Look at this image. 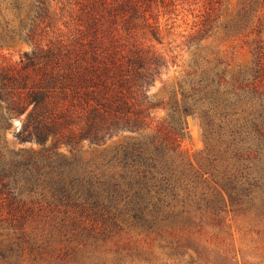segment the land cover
<instances>
[{
  "label": "trees",
  "instance_id": "trees-1",
  "mask_svg": "<svg viewBox=\"0 0 264 264\" xmlns=\"http://www.w3.org/2000/svg\"><path fill=\"white\" fill-rule=\"evenodd\" d=\"M159 1L173 3L66 0L67 42L39 45L20 64H0V264H53L22 222L24 196L36 192L41 159L32 150L8 153L2 145L11 120L25 113L16 138L44 145L52 137L55 153L47 159L59 170L64 159L67 171H59L54 199L74 212L82 231L99 237L94 244L136 228L178 256L191 241L177 237L178 229L207 218L219 224L229 204L264 219V41L254 49L250 72L229 78L216 67L192 79L190 88L181 84L182 100L173 95L163 107L166 119L154 129L153 111L163 102L149 90L168 67L150 44L161 40ZM1 2L0 50L18 39L38 42L51 24L49 0H12L18 25L6 18ZM190 115L199 118L206 145L198 165L181 150ZM124 132L138 137L117 146L102 166L80 168L75 154L83 142L102 145ZM59 145L70 148V160ZM83 246L73 249L69 264L98 259ZM197 253L192 261L198 263Z\"/></svg>",
  "mask_w": 264,
  "mask_h": 264
},
{
  "label": "rangeland",
  "instance_id": "rangeland-1",
  "mask_svg": "<svg viewBox=\"0 0 264 264\" xmlns=\"http://www.w3.org/2000/svg\"><path fill=\"white\" fill-rule=\"evenodd\" d=\"M49 1L51 24L44 27L42 37L38 42L18 39L14 43H3L0 64H20L22 58L39 45L52 42L53 46H58L60 41H68L70 14L68 7L62 9L67 5L66 0ZM11 2L2 0V8L6 18L18 25L19 19ZM29 2L32 4L34 0ZM22 15L26 17V13ZM158 16L161 40L150 44L168 67L149 90L155 101L163 102L162 107L153 111L154 129L166 119L168 111L163 107L172 103L173 95L182 100L181 84L190 88L192 79H199L216 67L225 69L229 78L240 71L248 73L255 67L254 49L259 40L264 41V0H173L167 7L159 1ZM25 118L26 113L11 120V126L3 133L2 145L8 153L32 150L41 159V172L33 178L36 192L24 196L27 208L22 222L29 232L38 236L42 256L52 259L53 264H69L73 249L84 248L83 245L88 247V251L85 250L88 255L94 253L98 257L87 264H116L118 257L125 260L117 264H130L132 259V264H264V219L252 213L235 212L230 204L219 224L207 218L201 226L179 228L177 237L191 241L178 256L172 254L170 247H162L153 235L136 228L115 231L107 242L94 244L99 237L92 231H82L80 219L74 212L54 199L53 193L60 187L59 171H67L63 168L64 159L58 160L60 170L58 164L55 166V159H47L55 153L50 149L52 137L44 145L22 143L16 138ZM152 132V129L148 130L144 135ZM137 137L136 133L124 132L102 145L83 142L75 157L81 169L102 166L106 156L117 146ZM205 147L199 118L187 116L181 138L183 155L198 165ZM58 152L65 160L72 158L70 148L64 145H59ZM224 194L229 201L227 193ZM195 222H201L199 216ZM197 252L201 253L198 263L192 261L199 256Z\"/></svg>",
  "mask_w": 264,
  "mask_h": 264
}]
</instances>
